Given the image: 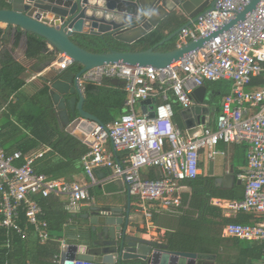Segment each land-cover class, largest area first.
I'll use <instances>...</instances> for the list:
<instances>
[{"label":"built area","instance_id":"2783aa9c","mask_svg":"<svg viewBox=\"0 0 264 264\" xmlns=\"http://www.w3.org/2000/svg\"><path fill=\"white\" fill-rule=\"evenodd\" d=\"M248 2L217 0L214 10L196 23L188 19L191 24L178 34L177 47L216 32L232 19L234 11ZM72 64L69 57L61 55L52 65L55 70L64 71ZM262 75L264 0H260L254 13L243 23L217 36L183 61L159 69L116 64L87 72L82 78L96 85L104 78L124 82L127 99L125 110L117 119L107 125L90 123L83 135L81 141L88 149L80 159L85 177L94 185L122 181L129 194L138 198L137 212L143 214L145 224L149 225L152 218L149 206L159 202L161 209L180 207L186 189L181 182L198 178L202 151L211 161L218 154L220 144L244 145L247 163L237 174L243 184V199L213 200L212 204L226 212L252 213L257 219L251 225L227 224L221 231L223 238L264 246V85L259 88L251 85ZM219 81L229 82L231 90L223 98L216 128L205 125L200 135L184 137L173 123L168 92L175 104L188 109L194 105L192 93L196 88ZM155 98L161 103L156 104L154 118L139 117L135 110L137 103ZM108 144L114 151H125L128 155L116 160L108 152ZM41 156L42 153L34 157L7 153L0 143V228L7 235L13 233L23 240L31 232L43 244L53 238L38 199L51 195L66 197V209L75 212L80 204H91L93 198L87 184L36 173L32 165ZM151 167L158 169L160 176L154 180L142 179L141 170ZM103 169L109 174L97 178L95 171ZM101 213L108 215L110 211ZM59 244L60 252L53 257L54 264H61L62 254L70 248L64 241Z\"/></svg>","mask_w":264,"mask_h":264},{"label":"water","instance_id":"95a60500","mask_svg":"<svg viewBox=\"0 0 264 264\" xmlns=\"http://www.w3.org/2000/svg\"><path fill=\"white\" fill-rule=\"evenodd\" d=\"M7 9H0V24L19 30L22 37L28 34L42 38L46 50L54 54L69 57L75 64L81 65L76 74L73 86L62 80H52L50 88L53 103L62 113L66 133L72 134L82 121L103 125L98 118L84 111V97L78 85L80 79L92 70L110 66L125 65L129 67H152L159 69L170 66L204 48L214 38L243 23L254 13L260 0H249L239 10L233 12L232 19L216 32L190 41L168 52H158L155 48L138 52H122L111 50L104 53H91L73 43L71 38L77 34H90L102 37L111 35L116 41L132 45L148 35L174 11L182 12L193 23L200 17L214 10L217 0H6ZM151 12V15L142 13ZM187 22L175 33L161 41L158 45L176 38L183 28L189 27ZM112 84L124 82L111 79ZM77 93V114L73 119L64 112L63 94ZM194 105L182 113L187 135L192 138L200 135L202 128L218 109L207 105L209 94L206 87L196 88L192 93ZM142 112L148 119L155 116L156 103L153 99L140 102ZM209 175L213 176L212 164ZM233 167L224 176L214 181L218 187L228 188L234 184ZM117 186L122 181L114 182ZM241 185V181H237ZM110 211V210H108ZM119 210L112 209L110 214H102L94 209L83 218L85 224L77 229L82 241L71 244L62 254L61 264H214L215 256L189 252H173L157 247L152 242L142 240L133 228L129 213L126 217L117 216Z\"/></svg>","mask_w":264,"mask_h":264},{"label":"trees","instance_id":"16d2710c","mask_svg":"<svg viewBox=\"0 0 264 264\" xmlns=\"http://www.w3.org/2000/svg\"><path fill=\"white\" fill-rule=\"evenodd\" d=\"M7 8L8 4L6 0H0V9ZM186 22L187 20L182 15L176 12L172 13L156 29L132 45L122 44L109 34L102 37L90 34H77L71 38V41L91 53H104L111 50L138 52L151 48H155V51L163 53L176 48V38L158 47L157 45L169 34L182 27ZM2 34L3 31L0 30V36ZM21 37L22 33L18 30L15 35V47L20 42ZM26 55L28 60L40 61L42 63L46 62L48 65L50 61L54 62L58 57L53 52L48 53L45 41L32 34H28L27 36ZM0 64V119L3 120V124H0V143L4 150L7 153L20 152L23 156L28 155L34 157L38 153H41L42 148H50L48 153L46 152L40 158H36L32 166L36 173L45 174L52 179L58 178L57 175H59V172L67 170L72 165L77 166L79 164L80 168L78 171H83L80 159L87 152V146L79 142L74 136L60 132L59 120L56 116V108L51 101L52 93L47 83L48 81H44L45 85L43 87L26 93L23 90L25 86L23 76L26 68L14 61L7 53H4L3 60L0 61ZM81 68V65L73 63L66 70L58 71L59 75L56 80L64 81V79H71L73 81ZM110 84V79L104 78L100 82V85H107L109 86L108 89L91 83H87L83 87L85 110L98 118L103 125L112 123L118 117L117 115H120L127 99L124 85L113 86ZM210 84L214 85L213 83ZM210 84H207V86L210 87ZM217 84L218 89L224 87L222 83ZM224 84L226 85V83ZM251 85L253 88H259L264 85V75L255 78ZM220 92L222 93L223 91ZM169 99L172 102L174 111H176L175 106L178 104L174 103V98L171 95H169ZM21 130L25 132L22 133ZM11 138H15L16 141L13 140L14 142L11 143ZM7 144H11V146L6 148ZM238 147H240L239 149H241L244 155H247L246 146L241 145ZM124 154L120 157L124 158L128 155L127 152ZM53 156L58 157L60 160L54 162ZM118 160L121 161L120 158ZM151 170L153 172V169ZM97 173L98 171H95L96 175ZM155 178L157 177L151 180ZM183 184L191 188V193L184 194L182 197L181 202L185 209L179 207L171 211V213L176 217V225L178 219L181 217L182 222L189 228V232H183L184 234L177 236L180 239V243L182 241L184 242L182 245L168 239L167 243L155 244L157 247L173 252L196 254L217 252L220 244L223 243L222 239L219 240L221 231L227 224L247 225L250 219L254 220L253 216L246 215L245 217L247 218L243 220L230 221L221 218L216 223L212 221V223H208V216H212V219H216V217L219 219L221 216L218 208L210 206L211 198L220 197L230 200L238 198L226 196V193L216 189L213 180L203 176L192 181H185ZM45 199H38L39 205L43 210L46 208ZM43 213L45 212L43 211ZM188 213H190V216L187 215ZM202 213L206 214L203 218L205 221L195 219V217L197 218ZM154 214L155 212H152V216ZM241 215L243 217V214ZM185 216H187V219ZM44 219H48L47 221L50 222L49 218H46L45 215ZM187 221L190 222V225H187ZM61 225L62 222H57L51 224V227L56 226L57 229H60ZM205 225H207V231L211 229L215 231L213 238H209L208 235L205 236L206 233L200 231ZM213 226H216V228H213ZM77 228L69 225L66 228L67 231L65 230L68 232V237H73V242L71 243H80L82 241L81 233L78 230L79 228ZM30 233L28 234L27 240H23L13 233L7 235V232L0 228V264H54L53 257L58 253V244H53L50 241L42 244ZM234 243L238 250V257L236 258L235 264H261V260L264 257L263 245L237 239L234 240ZM186 246L199 247L200 250L196 251L194 247L190 250ZM211 246L217 247L216 250L209 249Z\"/></svg>","mask_w":264,"mask_h":264},{"label":"crops","instance_id":"0c3cea01","mask_svg":"<svg viewBox=\"0 0 264 264\" xmlns=\"http://www.w3.org/2000/svg\"><path fill=\"white\" fill-rule=\"evenodd\" d=\"M175 12L179 15H182L188 21V19H189L188 16H186L182 12H178V11H174L173 13H175ZM0 30L3 31V34L0 36V61L3 60L4 53H7L10 55V57L12 59H14V61L23 65L24 68H26V72L23 76L24 81H25V86H24L23 90H25L26 93L27 92L30 93V92L34 91L36 88L43 87V85H45V83H44L45 80L48 81L47 83L50 86L52 84V80L54 79V81H55L57 79L59 74H58V71L55 70L56 68H54V66L52 65L53 62L50 61V64L48 65V64H46V62L42 63L40 61H35V60L32 61V60L27 59V55H26L27 37L26 38L21 37L20 42L15 47L14 45H15V35L16 34L13 33L12 29H10L9 27H6L3 24H0ZM175 32H173V33H175ZM173 33H171V34H173ZM171 34H169L168 36H170ZM168 36L166 38H168ZM176 41H177V36H176ZM176 48H177V45H176ZM47 52L51 53L52 51L47 50ZM0 66H1V64H0ZM74 80L71 81V79L70 80L64 79V81L67 84H70V86H73ZM87 83H91L94 85V83L87 81V80H84L83 78L80 79V81L78 83L83 97H84L83 87ZM217 83H222L224 87H222V89H218ZM224 83H226V85ZM207 84L209 85L210 83L204 84V87H206L207 93L209 94V101H207L206 104L211 106V107L218 109V112L214 113V115L210 117L206 126L209 128L215 129L216 128V119H217L218 113L220 112V108H221L223 98L226 94H229V92L231 90V85L229 82H226V81L215 82V83H213L214 85L210 84L211 85L210 87L207 86ZM110 85L118 86V85H122V84H112L111 83ZM100 86H103L104 88H107V89L109 87L107 85L104 86V85L99 84V87ZM220 91H223V92L221 93ZM51 93L52 94L54 93V91L52 89H51ZM168 94L171 95L170 92H168ZM62 98H63V103H64V112L66 113L67 116H69L70 120H72L73 114H75V115L77 114L76 105H77V102H79V97H78L77 93L72 94V93L68 92V94H63ZM51 101L53 103L52 96H51ZM154 101L156 104L161 103V100L159 98L158 99L155 98ZM84 102H85V97H84ZM84 102H83V109H84V111H87L84 108V106H85ZM53 105H54V103H53ZM55 108H56V106H55ZM175 108H176V111H174V109H173V114H174L173 119H172L173 123L175 126H177L179 128V130L181 131V133L183 134L184 137H189L187 135L186 129L184 127L183 117H182V113L185 109L181 108L178 105L175 106ZM124 110H125V106H124V109L122 110V112L120 113V115L123 113ZM135 110H136V114L139 117L144 116L142 109H141V106H140V102L137 103ZM62 112L63 111H60L56 108V116H57V119L59 120V130H60V132L66 133V131H65L66 127L63 124V120L59 117V113H62ZM87 113H89V112L87 111ZM120 115H117V116L119 117ZM118 117H116V119ZM90 123L91 122L83 121L80 124V126L76 127L74 129L73 133L70 135L74 136L79 142H82L81 139L84 137L83 135L91 127ZM0 124H3L2 119H0ZM21 132L23 133L25 131L21 130ZM11 140H12L11 143L16 141L15 138H11ZM106 148H107L109 153L113 154V156L116 160H118V158H120L121 160H123L125 158V157L124 158L120 157L124 153H126L125 151L116 152V151H114L111 144L106 145ZM239 148L240 147H238L236 145L233 146V145L220 144L217 147L218 154L211 161H209L207 159L204 151H202L200 154V161H201V163H200V175L198 177L203 176L207 179L213 180V184L215 185L216 189L221 190L222 192L226 193V196L238 198V199H234V200L223 199L220 197L211 198L210 206L218 208L220 210L221 216L219 219H218V217H216V219H212V216H208V218H207L208 223L209 222L210 223H212V222L216 223L218 220L220 221L221 218H224V219H227L230 221L243 220V219L247 218V217H245L246 215L254 217V220L250 219L249 220L250 222L247 225H251L254 221L257 220L256 216L252 213L226 212L224 209L216 207L212 204L213 200L241 201L244 197L243 184H241V185L237 184V181H238L237 174L245 169V167H246L245 161L247 163V160H246V156H245L246 154L244 155L241 152V149H239ZM49 151H50V148L46 147V148H42L41 153L45 154L46 152L48 153ZM53 157H54V159H53L54 162L60 160L56 156H53ZM211 164H212L213 176L209 175V169H210ZM72 166L68 167L67 170L59 172L58 173L59 175H57L58 178H54V179L65 178V179H68L71 181H77V182H80L82 184H87L89 186L88 192H89L90 196L93 198V201L91 204H88V203L80 204L79 208L75 212H73L70 209H66V203H67L66 197L51 195L44 200L46 203L45 204L46 208H44L45 210H43V209L42 210L45 212L43 214L46 216V218H49L51 224L57 223V222H62L60 229H57L56 226L51 227L50 222L47 221L48 219H45L48 222L49 231H50L51 237L53 238L52 241H50V242L53 244L55 243L56 245L58 244L57 245L58 246V253L60 252L59 241H64L69 246L71 244H75V243H71V242H73V237H70V236L68 237V232H66L67 231L66 228L69 225H71L72 227L83 226L85 224L84 221H86V220H84L83 217L85 215L92 214L94 209L97 211H100V212L101 211H108V210L111 211L112 209H116V210H119V212H117L118 214H116V215L117 216L122 215V217H126L127 214L129 213V218H130V221L132 222V224H130L129 227L133 228V230L136 232V234H137L136 237H138L142 240L148 241V242H152L154 245L155 244H161V243H167L168 239L174 243L179 244L180 239L177 236L179 234H184L183 232H189V228L186 227L184 222H182L181 217L180 218L178 217L179 219H178V222L176 225V217H175V215H173L171 213V211H174L177 208H175V209H172V208L161 209L160 208L161 204L159 202L155 203L154 206H149L150 210L151 211L153 210L152 212H155L156 215L154 214V216H152V218L150 220V224L147 225V223L145 224L146 220H145V217L143 216V214L137 212V204L139 203L138 198L136 196L129 194L126 184L123 183L122 185L117 186L116 184H114V182H115L114 181V182H110V183H99V184L94 185V184L90 183L88 178L85 177V174L83 171H80V172L78 171L80 168L79 164L77 166H74V165H72ZM231 167H233L234 174H235L234 184L228 188L218 187L215 184L214 180L217 177L224 176V174L228 173V171L230 170ZM151 169H153V172H151L152 171ZM106 174H108V170L104 169L102 171H98L96 176H97V178H101V177L106 176ZM140 176L144 180H151L154 177L158 178L160 176V174H159L158 169L151 167V168L142 169L140 172ZM157 178H155V179H157ZM181 184H183V182H181ZM184 186L186 187V189L182 193V197L184 194H187V193L190 194L191 193V188L188 187L186 184ZM180 207L181 208L183 207V209H185V207L182 205V202H181ZM189 214L190 213H188L187 215L190 216ZM241 214H243V217H241L242 216ZM205 216H206V214L202 213V215L197 216V218L195 217V219L203 220V218ZM185 217L187 219V216H185ZM203 221H205V220H203ZM180 225H181V227H180ZM187 225H190L189 221H187ZM143 226H145V227H143ZM206 228H207V225L202 227L200 229V231L202 233L205 232L206 233L205 236L208 235L209 238H213L215 231H213L212 229L207 231ZM213 228H216V226H213ZM220 239L223 240L222 241L223 243L220 244L219 248L217 249V252L214 251L213 253L211 252L208 254L215 256L214 264H235L236 258L238 257L237 246L234 243L235 239L223 238L222 236L219 237V240ZM182 243H184V242L182 241L180 243V245H182ZM186 247L188 249L192 250L194 246L193 247L186 246ZM216 248L213 246L209 247V249H212V250L213 249L216 250ZM194 250L199 251L200 249H199V247H194ZM197 254H201V253H197ZM261 264H264V258H262Z\"/></svg>","mask_w":264,"mask_h":264},{"label":"clouds","instance_id":"9594fccd","mask_svg":"<svg viewBox=\"0 0 264 264\" xmlns=\"http://www.w3.org/2000/svg\"><path fill=\"white\" fill-rule=\"evenodd\" d=\"M143 15H151L152 13L151 12H145V13H142ZM82 79V78H81Z\"/></svg>","mask_w":264,"mask_h":264},{"label":"rangeland","instance_id":"374dc122","mask_svg":"<svg viewBox=\"0 0 264 264\" xmlns=\"http://www.w3.org/2000/svg\"><path fill=\"white\" fill-rule=\"evenodd\" d=\"M10 146H11V144H7V145H6V148H9Z\"/></svg>","mask_w":264,"mask_h":264}]
</instances>
